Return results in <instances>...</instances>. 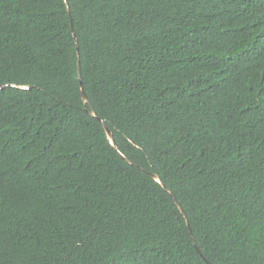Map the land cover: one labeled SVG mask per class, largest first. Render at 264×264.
Listing matches in <instances>:
<instances>
[{
    "label": "trees",
    "instance_id": "trees-1",
    "mask_svg": "<svg viewBox=\"0 0 264 264\" xmlns=\"http://www.w3.org/2000/svg\"><path fill=\"white\" fill-rule=\"evenodd\" d=\"M0 264H264V0H0Z\"/></svg>",
    "mask_w": 264,
    "mask_h": 264
},
{
    "label": "water",
    "instance_id": "water-1",
    "mask_svg": "<svg viewBox=\"0 0 264 264\" xmlns=\"http://www.w3.org/2000/svg\"><path fill=\"white\" fill-rule=\"evenodd\" d=\"M77 72H78V80L80 81V72H79V61H78V58H77ZM80 91H81V97H82V101H83V103H87V98H86V96H85V94H84V92H83V88H82V86H81V84H80ZM89 114L90 115H92V116H94V114H93V110H90L89 111ZM104 126V125H103ZM104 129H105V132H106V135H107V138L109 139V141H110V143H111V145L114 147V148H116V146H115V144H114V142H113V137H112V134L110 133V131L104 126ZM151 177L153 178V179H155V180H157L158 181V178H157V176L156 175H151ZM163 186V185H162ZM164 187V186H163ZM177 204V203H176Z\"/></svg>",
    "mask_w": 264,
    "mask_h": 264
}]
</instances>
